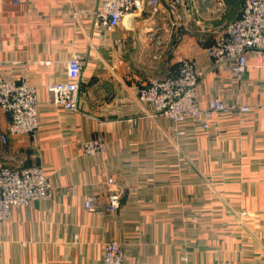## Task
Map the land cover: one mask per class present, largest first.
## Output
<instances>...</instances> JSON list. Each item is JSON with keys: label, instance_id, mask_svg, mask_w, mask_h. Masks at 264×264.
<instances>
[{"label": "crops", "instance_id": "obj_1", "mask_svg": "<svg viewBox=\"0 0 264 264\" xmlns=\"http://www.w3.org/2000/svg\"><path fill=\"white\" fill-rule=\"evenodd\" d=\"M103 1L0 0V76L35 87L39 119L36 133L4 143L10 117L0 108V162L40 166L53 187L50 199L15 208L0 224V264H103L112 241L128 264H264V58L249 54L238 82L206 53L213 29L236 19L242 0H184L183 28L170 27L161 0L157 14H128L110 32L92 20ZM76 57L72 112L53 105L48 87L67 81ZM178 58L205 71L200 107L219 98L252 110L214 114L207 130L158 116L140 90ZM95 138L106 151L88 157L82 146ZM113 189L121 204L109 212Z\"/></svg>", "mask_w": 264, "mask_h": 264}, {"label": "built area", "instance_id": "obj_2", "mask_svg": "<svg viewBox=\"0 0 264 264\" xmlns=\"http://www.w3.org/2000/svg\"><path fill=\"white\" fill-rule=\"evenodd\" d=\"M21 2L25 0H15ZM184 0H166V15L172 26L183 20L181 7ZM243 7L236 20L229 23L215 42L207 49V56L214 66L228 65L233 78L242 82L248 67V55L264 58V0H242ZM161 0H104L101 7L92 14L95 27L110 32L116 29L128 14L140 13L150 9L153 14L161 10ZM164 19V18H162ZM177 68L164 81L155 79L151 86L141 91L139 100L151 107L155 113L175 123L194 120L203 129L209 128L208 119L218 113L242 115L252 108L238 102H223L212 98L206 108L196 100V88L205 71L197 70L187 59H176ZM67 81L48 87L52 103L56 107L72 112L78 111V97L82 61L77 57L66 64ZM264 104V100H263ZM37 91L25 80L12 81L0 76V108L10 117L6 134L1 140L6 143L9 136L34 134L39 128L36 109ZM178 134H181L178 132ZM88 157L104 155L106 144L100 138L86 142L82 146ZM108 178L109 187L115 185ZM53 187L40 166H25L20 161L13 166L0 162V224L7 222L15 208L33 202L50 199ZM95 198H89L86 209L94 210ZM121 204V195L115 189L108 195L107 209L114 212ZM103 264H128L125 262L123 248L116 241L108 242L104 249ZM143 264V263H135ZM183 264H191L186 259Z\"/></svg>", "mask_w": 264, "mask_h": 264}, {"label": "rangeland", "instance_id": "obj_3", "mask_svg": "<svg viewBox=\"0 0 264 264\" xmlns=\"http://www.w3.org/2000/svg\"><path fill=\"white\" fill-rule=\"evenodd\" d=\"M224 3V0H215V4H223ZM186 6V4H185V1H183V6ZM182 6V7H183ZM222 6V5H221ZM181 7V8H182ZM187 15L186 16H184V19L181 21V22H179L178 24H176V25H174V26H172V25H170V27L172 28H176V27H179V28H183V26L185 25V23L187 22ZM238 18V17H237ZM236 18V19H237ZM235 19V20H236ZM185 20V21H184ZM234 21V20H233ZM233 21H231V22H229V23H232ZM228 23V24H229ZM171 24V23H170ZM228 24H226V25H224V26H222V27H219V28H215V29H213L214 30V32H215V35H216V37H218L222 32H223V30L226 28V26L228 25ZM154 37H156V36H154ZM153 37H151V39H150V41H152L151 43H150V46L153 48H151L152 49V51H151V53L149 54V58L150 59H155L156 57H157V52H156V50H158V49H156L155 47H156V45H157V42L155 41V39H153ZM210 47V46H209ZM208 47V48H209ZM207 48V49H208ZM207 49H206V53H208L207 52ZM192 62V61H191ZM170 75V74H169ZM168 75V76H169ZM168 76H166V77H163V78H153V79H150V81L148 82V84L144 87V88H142L141 90H140V93H139V95H141V91L143 90V89H147V88H149V86H151L152 85V83L154 82V80L155 79H158L160 82L161 81H164V80H166V78L168 77ZM143 104H146V103H143ZM150 107H151V104L149 105ZM153 107V106H152ZM158 116H162V117H164L165 118V116H164V114H162V113H156ZM170 120V119H169ZM180 132V131H179Z\"/></svg>", "mask_w": 264, "mask_h": 264}]
</instances>
